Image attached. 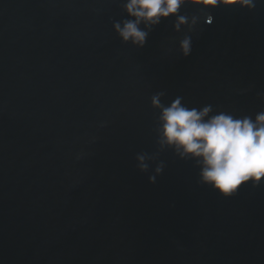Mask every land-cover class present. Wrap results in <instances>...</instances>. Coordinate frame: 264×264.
Here are the masks:
<instances>
[{
	"label": "water",
	"instance_id": "obj_1",
	"mask_svg": "<svg viewBox=\"0 0 264 264\" xmlns=\"http://www.w3.org/2000/svg\"><path fill=\"white\" fill-rule=\"evenodd\" d=\"M126 2L0 0V264H264V181L201 183L153 103L264 112V0H186L142 47Z\"/></svg>",
	"mask_w": 264,
	"mask_h": 264
},
{
	"label": "clouds",
	"instance_id": "obj_2",
	"mask_svg": "<svg viewBox=\"0 0 264 264\" xmlns=\"http://www.w3.org/2000/svg\"><path fill=\"white\" fill-rule=\"evenodd\" d=\"M186 0H127L124 10L129 19L116 23L114 28L124 42L143 46L148 32L141 28L158 25L161 19L176 16V30L187 23V18L177 15ZM203 7L220 4L239 5L253 9L255 0H194ZM180 47L186 57L191 52L190 38L181 41ZM155 106L161 108L159 142L172 148L182 159H192L199 167L200 182L211 186L221 195L234 194L243 184L251 182L258 186L264 181V112L236 118L229 113L209 115L211 106L187 107L180 98L167 106H161L157 98ZM138 167L147 171V158L136 156ZM163 166L155 169L161 174ZM155 182V176H149Z\"/></svg>",
	"mask_w": 264,
	"mask_h": 264
},
{
	"label": "snow or ice",
	"instance_id": "obj_3",
	"mask_svg": "<svg viewBox=\"0 0 264 264\" xmlns=\"http://www.w3.org/2000/svg\"><path fill=\"white\" fill-rule=\"evenodd\" d=\"M209 22H211V21H209Z\"/></svg>",
	"mask_w": 264,
	"mask_h": 264
}]
</instances>
